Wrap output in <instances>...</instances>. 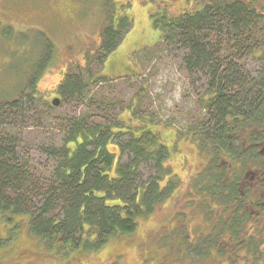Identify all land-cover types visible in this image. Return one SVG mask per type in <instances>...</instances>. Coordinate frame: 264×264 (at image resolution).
<instances>
[{
    "label": "rangeland",
    "instance_id": "rangeland-1",
    "mask_svg": "<svg viewBox=\"0 0 264 264\" xmlns=\"http://www.w3.org/2000/svg\"><path fill=\"white\" fill-rule=\"evenodd\" d=\"M118 1L0 0V101L25 99L24 105L22 104L18 110L10 108L0 110V141H6V144L10 145L13 159L21 165L23 172L31 180L34 178L41 186L50 175L54 164V158L47 153V149L52 145L59 146L63 142L69 124L82 117L87 118L89 122L113 118V115L120 112L130 101L137 88V83L132 77L121 79L123 77H117L123 74L120 68H115L113 71L110 66L106 69L115 72V75L105 76L106 81L108 80L105 83L96 82V73L105 75L107 72L98 64L99 51H102L99 42V39L103 38L102 27L109 20V13L114 21V18L123 12L119 9ZM121 1L126 2V0ZM173 1L175 10L184 4L183 0ZM193 1L195 0H187L189 4ZM205 1L200 0L194 7H199ZM252 2L258 10L264 12V0H252ZM140 21L142 19H139ZM134 31H130L128 36L130 37ZM6 32H10L11 35L8 36ZM125 45L122 42L111 53L113 55L117 53L114 57L115 61L120 60ZM150 53L149 60L138 62L134 66L136 72L140 73L138 84L144 86L142 107L171 126L170 131L164 132L169 138L173 137L174 130L184 133L193 126V123L197 124L201 120L204 123L206 111L201 108L199 102L204 92L196 90L197 85L194 86L196 79L182 66L178 50L166 44H158L150 50ZM101 57L103 55H100ZM110 58L109 56L107 59L109 64L112 63ZM244 60L252 68H257V63L252 57H245ZM68 73L79 76L83 82L93 77L92 84L79 95V98L60 100L56 95H47V100H50L49 97L52 99L54 97L59 101L58 106H47V100H42L41 94L49 92L62 75ZM130 74L132 75L129 72ZM36 75L37 92L41 97L39 99L33 98L32 91L30 95L28 88V81ZM197 80L200 82L201 78ZM242 92L247 93L246 90ZM29 100L32 102L29 103ZM182 155L186 157L183 163L179 164L185 183L184 188L167 201L165 212L157 211L151 222L141 221L134 234L111 238L100 251L76 250L60 253L48 248L34 234L31 235L28 231L27 218L17 215L11 224L0 221V238L7 239L8 232L13 226L16 230L0 247V264H15L16 256L27 250L37 256H44L46 262L52 264L69 260L79 264L82 262L100 264L117 255L121 264H141L137 254L138 246L137 249L132 250L131 240H135L138 244L143 242L142 234L146 229L156 230L158 225L163 227V221L170 218L174 211H179L177 209L180 207H183V210L187 208L189 194L186 188L189 185L191 171L199 164L197 156L189 148L182 149L176 157L180 158ZM169 162L173 169H179L176 167L178 163L175 157L172 156ZM38 195L35 192L26 194L29 212L38 208L40 203ZM193 215L190 214L186 221L177 222L183 228L182 238L188 237L186 233L189 229L199 226L198 219L194 220ZM61 216L62 208L57 204L49 208V213L44 218L59 219ZM170 239L172 240L173 236L169 237ZM111 245L112 248H109ZM167 254L168 250L160 252L161 256ZM163 260L162 257L157 262Z\"/></svg>",
    "mask_w": 264,
    "mask_h": 264
},
{
    "label": "flooded vegetation",
    "instance_id": "flooded-vegetation-1",
    "mask_svg": "<svg viewBox=\"0 0 264 264\" xmlns=\"http://www.w3.org/2000/svg\"><path fill=\"white\" fill-rule=\"evenodd\" d=\"M199 1L195 0L189 4L187 0H183V6L176 10L173 0L118 1L119 9H122L123 12H120L116 17L114 15L115 18L112 22V33L116 43L108 53L99 51V54H105V57L100 62L98 61V64L107 72L105 75L96 73V79H99V83H105L108 81L105 76H114L115 72L106 69L110 66L113 71L115 68H120V72L123 74L117 77H123L121 79L132 77L136 81L137 88L130 101L114 115L120 122L118 128L121 130L120 132H127V134L119 135V139L124 138L126 143L143 138L150 139L153 143H149L147 148L150 149L149 152L163 148L165 159L162 161L163 172L155 179H152L154 174L148 172V166H144L145 168L142 169L145 174L142 176L145 187L152 182L151 187L156 191V194L149 198L153 200L150 209H145L143 215L135 218V224L130 232L111 235L104 245L89 250L90 252L104 249L111 238H122L134 234L141 221L151 222L157 211L165 212L167 201L179 194L185 186L179 164H182L186 157L182 155L177 158L176 154L180 153L182 149L189 148L197 156L199 166L191 171L189 185L186 188L189 194L187 208L183 210V207H180L177 209L179 211H174L170 218L163 221V227L158 225L156 230L146 229L142 234L143 242L138 244L135 240H131L132 250L137 249L138 246L137 254L140 263L264 264V69H259V61L262 51H264V38H259L258 44H253V47H250L246 53H240L239 41L237 44H233L234 40L228 39L225 35L221 38H211L209 47H207V50L211 52L210 69L207 71L194 70L192 73L196 79L194 82V86L197 85L196 90L203 91L204 100L212 105L215 100V92H218V88L222 90V85L225 83L214 78V73L223 77L228 68H234L240 75L242 84L241 88L239 84L236 89L237 93H241L242 90L257 92L262 88V96L258 92V99L253 104L259 109L263 108L261 115H255V117L251 115V118L244 122V116H240V107H238L237 114L231 110L230 113L228 111L229 114H233L232 117L226 116L228 113L225 110L226 112L219 120L221 126L218 128L220 130L217 131L218 133H215L216 130H213V124H211L209 131L203 134L202 126H200L203 124L201 120L197 124L193 123V126L185 130L184 133L174 130L173 137L169 138L165 136L164 132L170 131L171 126L165 121H160L142 107L144 86L138 84L140 73L136 72L134 66L138 62L149 60L152 48L158 44H165L163 33L167 27L181 16L192 15L201 10L203 4L209 0L199 7H194ZM245 2L252 5L256 13L261 16V24H258L257 27H264V12L258 10L252 0ZM110 16L111 13H109ZM139 19L142 21L139 22ZM133 30H135L134 34L132 33L129 37L128 33ZM99 40L102 46L103 38ZM122 42L124 45L126 44L125 54L123 52L119 57L120 60L115 61L114 57L117 53L114 55L111 53ZM242 49L245 50V48ZM109 56L112 60L110 64L107 62ZM245 57H252L257 63V68L246 64ZM213 65L218 67L216 72ZM129 72L132 75H129ZM65 75H62L49 89V92L41 94L42 100H47V95H56L61 100L60 89ZM198 78H201L200 82H198ZM37 82L38 80L34 86L33 97L39 99L41 97L37 92ZM138 97H140L139 102ZM49 98L46 105L50 107L54 97L53 99ZM209 113H211V109ZM208 121L213 122L211 117ZM117 153V149L114 150L115 157ZM172 156L178 163L176 165L178 170L173 169L170 165L169 161ZM139 199L137 198L136 201ZM190 214H194L192 216L195 217L194 220L198 219L199 226L189 229L186 233L188 237L182 238L183 228L177 222L186 221ZM171 236L173 239L169 240ZM124 243L123 241L122 244ZM109 248H112V245ZM165 250H168V254L161 256L160 252ZM162 257L164 260L157 262ZM134 258L136 261V257ZM14 260L15 264H52V262H46L47 259L44 256H37L28 250L19 253ZM120 261V257L117 255L113 259L100 262V264H121ZM58 264H79V262L69 260Z\"/></svg>",
    "mask_w": 264,
    "mask_h": 264
},
{
    "label": "trees",
    "instance_id": "trees-1",
    "mask_svg": "<svg viewBox=\"0 0 264 264\" xmlns=\"http://www.w3.org/2000/svg\"><path fill=\"white\" fill-rule=\"evenodd\" d=\"M260 18L253 6L243 0H209L201 10L181 16L167 27L163 39L166 45L178 50L182 66L192 75L194 70L210 69L211 52L207 47L211 38L225 35L234 40L233 44L239 41L240 53H246L253 44H258L257 40L264 36V27H257L261 24ZM112 22L110 16L102 30L101 50L107 53L116 43ZM6 34L11 35L10 32ZM102 55L99 62L105 57ZM259 62V69H264V51ZM214 65L216 72L218 67ZM225 73L223 77L217 73L213 75L220 82H225L222 90L218 88L215 92L213 104L200 99V106L206 111V120L200 125L203 134L209 131L211 124L215 133L220 131L219 120L226 111L237 114L240 107L244 122L251 115L255 117L263 113V108L253 106L258 92L262 96V88L257 92L237 93L239 84L242 87L240 75L232 67ZM71 74L64 76L60 89L62 98H79L92 84L93 77L83 82L79 76ZM36 78L37 75L28 81L32 97ZM24 100L0 101V110H18L24 105ZM229 113L226 116L232 117L233 114ZM114 115L109 120L89 122L82 117L70 123L63 142L47 149L54 158V164L42 186L23 172L21 165L13 159L10 145L0 141V221L11 224L17 215L26 217L30 234L60 253L94 250L104 245L111 235L130 232L135 218L143 215L145 209H150L153 200L149 198L156 194L151 187L152 182L145 187L142 169L148 166L149 173L154 174L152 179L161 176L165 153L163 148L149 152L147 148L153 142L147 138L128 143L124 138L119 139V135L127 132H120V122ZM210 117L213 122L208 121ZM34 192L39 194L40 203L38 208L29 212L25 196ZM57 204L62 208V216L45 219L49 208ZM15 231L13 226L7 239L0 238V247Z\"/></svg>",
    "mask_w": 264,
    "mask_h": 264
},
{
    "label": "water",
    "instance_id": "water-1",
    "mask_svg": "<svg viewBox=\"0 0 264 264\" xmlns=\"http://www.w3.org/2000/svg\"><path fill=\"white\" fill-rule=\"evenodd\" d=\"M58 102H59L58 99L55 98L54 101H53V103H52V105L53 106H58V104H59Z\"/></svg>",
    "mask_w": 264,
    "mask_h": 264
}]
</instances>
